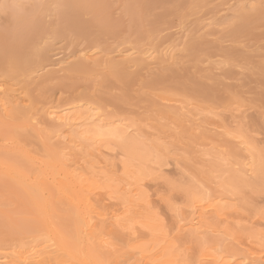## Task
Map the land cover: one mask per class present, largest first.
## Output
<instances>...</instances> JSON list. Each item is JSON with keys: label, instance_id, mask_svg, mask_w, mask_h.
Masks as SVG:
<instances>
[{"label": "rangeland", "instance_id": "rangeland-1", "mask_svg": "<svg viewBox=\"0 0 264 264\" xmlns=\"http://www.w3.org/2000/svg\"><path fill=\"white\" fill-rule=\"evenodd\" d=\"M62 1L0 0V35L9 40L22 38L33 54L26 72L8 56L5 63L11 72H0V224L28 230L35 224L45 225L47 219L46 224L51 221L54 230L67 238L75 234L70 221L76 206L57 191L46 194L50 208L42 206L41 216L42 208L38 212L35 207H23L15 202L13 187L8 186L10 192L5 188L10 176H15L13 166L27 173L47 172L52 162L49 147L59 149L58 155L64 152L62 137L52 132L46 110H65L82 102L89 103L103 122L121 120L127 137L154 144L165 161L160 166L154 159L146 164L149 171L134 161L124 173L123 163L131 159L115 139L109 140L108 148H101L106 161L99 170L90 162L84 165L82 148L65 152L72 153L66 155L67 166L78 163L87 178L96 176L97 184L90 183L106 186L95 190L98 195L94 191L97 212L112 216L131 205L127 183L136 185L132 184L134 198L142 195L140 208L129 205L131 211L126 212L135 231L130 226L126 230L113 227L110 220L99 226L109 216L99 217L98 223L95 217L105 241L111 243L107 247L104 242L105 251L98 248L99 261L144 264L164 256L165 264H197L207 253L213 258L201 263L215 264L218 256L226 258L234 251L247 259L251 252L264 255V183H252L256 185L240 188L233 195L227 191V200L232 197L226 203L231 206L222 220L214 214L204 216L207 228L212 223L206 233L217 229L214 233L195 236L183 225L192 217L186 213L191 210L186 207L185 187L203 184L212 197V183L219 184L226 177L224 171L239 161L230 150L239 151L240 141L253 145L250 150L255 157H264V0H84L85 20L93 26L83 29L68 25V16L64 17L68 9L54 4ZM154 1L162 4L157 6ZM243 15L250 17L247 31L240 27ZM18 17L23 22L14 19ZM12 22L16 23L12 26ZM141 59L143 66L134 65L133 61ZM112 63L126 66L111 68ZM3 92L12 99H6L12 101L6 106ZM111 103L120 110H113ZM16 108L22 113H16ZM64 133L70 141L71 134ZM237 134L240 141L233 139ZM83 145L87 150V143ZM28 177L24 178L30 185L33 179ZM90 238L96 247L94 237ZM2 245L0 253H10L4 248L7 244ZM241 256L235 255L236 259Z\"/></svg>", "mask_w": 264, "mask_h": 264}, {"label": "bare ground", "instance_id": "bare-ground-1", "mask_svg": "<svg viewBox=\"0 0 264 264\" xmlns=\"http://www.w3.org/2000/svg\"><path fill=\"white\" fill-rule=\"evenodd\" d=\"M84 2H85L84 0H64L62 2H54V4H59L60 7H62V8L66 7L68 9V12H69L68 14H67V12H65V14H66L65 15L63 13L64 11L62 12L65 15V16L63 15L64 17L68 16L67 17L68 25H71L75 28L77 27V28L83 29V28L93 26V25L91 26V24L89 23L88 20H85L87 18L88 13H87V9H86L87 4ZM152 4L153 3L147 4L149 6V9L152 8ZM154 4L159 5V4H162V2L159 3V2L154 1ZM67 9H65V10H67ZM60 15L62 16V14H60ZM15 16H16V14H15ZM14 19H16L19 23L23 22L22 17L21 18L18 17V19L17 18H14ZM18 22L16 24V27L19 25ZM14 23H16V22H12L11 25L13 26ZM240 23H241L240 27L242 28V31H247V29L251 23L250 17L247 15L241 16L240 17ZM22 25H24V24H21V26ZM75 28L73 30L76 31L77 29H75ZM79 31H80V29H79ZM81 33H83V32H81ZM25 45L26 44L24 43V40L20 37H18V38H15V37L12 38L11 37V39L9 40V39H6L0 35V72H2L4 74L11 72L10 68L5 63V58L7 56L13 57V60L19 66L22 64L19 69L22 71L24 70V68L26 67L25 65L26 64L28 65L30 63V61L32 60V57H33V54L27 50V46H25ZM169 55L170 54H168V55L166 54V56H168V57H169ZM171 58H173L172 55H171ZM143 62H145V61L142 59L133 61L134 65H136V66L137 65L143 66ZM62 63H64V62H62ZM119 65L124 67V68L126 66V64L123 65V63L122 64L121 63L120 64L119 63H112L111 68H118L117 66H119ZM23 72H26V71L24 70ZM121 79L124 80L125 78L121 77ZM3 93H4L3 99H5V100L1 99V101L2 100L5 101L3 103V106H6V104H8V103L9 104L12 103V101H10V102L7 101L8 99H11V98H9V96L11 97V95L6 94L5 92H3ZM111 107L115 111L120 110V108L116 104L111 103ZM95 112H96L95 109H93V107L90 106L89 103H82V102L78 103V105L72 106L68 109L66 108L65 110H58L56 108L55 109L54 108L47 109L46 115H47L48 119L51 121V123H53L52 125L50 124L52 132L54 133V135L59 136L60 139L62 137L61 143L64 146L63 147L64 149L62 148L64 150V152H63L64 154L63 153L62 154L64 156L62 154L61 155L63 157L61 155H58V151H56V150H59V149L55 150L54 147H52V148L49 147L48 152H49V154L52 155V162H51L50 166L48 165L49 167L46 166L48 168L47 170L49 171L48 172L46 170L48 173L45 172V170H43V171L39 170L36 172L35 171H33V172L28 171V173H27V171L23 172V171L17 170L16 166H13L15 168L14 169L15 176L13 174L10 176L12 179L11 178L8 179L9 177L7 178L8 182L11 180L8 183L7 187L11 186L10 187L11 189L13 187L12 190L15 194L14 195L15 202L23 205V207L24 206L28 207V208H29V206H30V208L35 207V210L38 212L40 211L39 209H41L42 206H43V208L48 209V208H50V202L48 200L49 197L47 198L46 194L51 193V192H56V191L60 195H62L63 199H65L68 203L75 205L76 206V210L74 213L75 216H74L73 220L70 221V224L74 230V232H72V233H75V234L73 236H70V237L68 236V238H67V235L63 234L62 232H60L58 230H54L55 227H53L50 224V222H51L50 220H48V221H50L49 225L46 224L47 219H44V220H46V221H44L45 223L42 222L45 225H36L35 224V226L31 227V229H28V230L23 229L20 226H17L18 227L17 228L18 230L16 229L17 231L15 230V227L10 226V224L1 223L0 224V245L3 244L2 246L4 247L7 244V247H4V248L9 250L10 253H8L7 251H6L7 253L4 252V254H3V252L0 253V254H2V255H0V264H9L10 263L9 261H12L13 264H103L101 261H99L97 259L99 256L97 251H98V248H103L105 251V247H106L105 245H107L108 241H105V240H107V238L104 239L105 238L104 237L105 235H103L104 230L102 228V232H101L99 230V226L104 227L105 226V225H103L104 222L107 220H110L108 222H109V224L111 222V226H113V227L119 226V229L123 227L124 230H126V228L128 226H130L129 229L133 228L132 230L135 231L136 227L135 228L132 227V225H134L135 223L129 225V221H131V219H128L126 217V212L129 213V210L131 211L130 208L128 209V206L130 204L128 206H126V209L122 210V213H119V214L114 213V214H112V216H110L111 215L110 213H109L110 215H107V214L105 215V213H103V212H97L96 211L97 209L94 208V205H95L94 202H97V200L94 199V196L96 197L98 195V193L95 190L97 188H100V189L103 188L104 189L106 186L104 185L105 187H103V186L102 187H96L95 185L90 183L91 181H95V182L97 181V178H95L96 176L94 175L95 177L92 176L90 178H87L86 175H88V174H85L84 173L85 171H80L81 169H78V163H77L76 167H74L75 164H73L74 168L73 167L70 168L72 165L70 167L67 166L69 163L68 162V160H69L68 156L71 155L72 153H71V151L70 152L68 151L67 153H69V154H66V155H68L66 157L65 152L68 149L69 150H72V149L77 150L79 148L78 151H81L83 149L80 152V154H82L80 159L82 161H85V160L87 161L85 163L83 162L84 165L86 163L90 162V163H92V165H96V167L98 169V166H99V168H101L100 165H102V163H105L103 161V159L105 160V158L103 156L105 153L103 154L101 148H104L105 146H109V144H110V143L108 144L109 140L115 139L118 141L120 146L117 145L118 143L116 145L119 148L122 147L126 151L125 153L129 154V155H126V154L125 155L128 157V159L130 156V159H131L130 161H127L128 163L127 162L123 163L124 164V171H123L124 173L129 168L134 166L133 165L134 161H138L137 165L140 164V167L142 169H144L145 167L148 168L146 166V164L149 165L151 162H153L154 159L156 160L154 163L159 164L160 166H162L163 164L165 165V163H164L165 161H163V159H162L163 155L161 156L160 149L157 148V146L155 147L154 144H152L153 146L149 145L148 143L146 144L144 140H143L144 142H142L141 141L142 139L141 140L139 139L140 137L138 138L139 140L135 137L133 138V136H132V138H130V136L127 137V134L125 133L126 130L121 128L122 127L121 125H123V124H120V123H122L121 120H119V121L116 120V122L114 121L112 123L111 122L106 123V122H103L102 119L100 117H98ZM16 113H22V111L20 109L16 108ZM125 128H126V126H125ZM217 130H220V129H217ZM221 131H222V129H221ZM64 132H69L71 134L68 137V139L70 138V141H67V137H66ZM124 133H125V135H124ZM236 136L238 137V134L235 135L233 137V139L237 140L238 138ZM237 141H240V140H237ZM245 141L239 142V145L241 147L239 151L234 150V149L230 150L232 155L239 158V161H236V163L234 161L233 167H235V168L231 167V169L229 168L228 171H224L226 174V177L225 178L223 177L224 179L220 180L219 184L218 183H214V184L212 183V185H214V187H212V189H211L213 192L210 191L211 193H213L212 197L209 196L210 193L207 192V188L203 184L199 185L198 183H196V184L190 183V185H193V184L194 185L190 186L188 188L185 187L186 188L185 190L187 191V196H188V203H187L186 207H188L189 211L191 210L190 212H186V213H189L188 216L192 215V217H190V218L188 217L189 218L188 221L185 218L182 219L183 221H187L185 224H183V222L182 223L180 222V223H181V225L183 224L184 227L186 226V227L190 228V231L195 232L196 233L195 236L197 235V233H200L199 235H201V233L202 234L204 233V236H205V234H207V235L210 233L212 234V232L214 233L213 230H217V229H213L212 232L210 231V233H206L209 230H211L208 228H210V224H212V223L209 222L210 224H209V227L207 228L204 225L205 224L204 219H206L205 222L208 223V221H207V218H205L204 216H206L208 214H214L215 219L217 218L219 221L224 215H226V212H224V211L231 206L230 204H228L229 205L228 206L227 203H228V200H230V198L232 197L231 196L227 200V198H226L227 194H229L230 192L232 195H233V193L236 194L235 191L240 192L241 191L240 188H244V187H248V186L250 187L251 186L250 184H252V183H256V184L261 183L260 185L252 184L253 186L254 185H256V186H262L263 185V183H264V157H262V156H256L255 157L251 153V150H250V148L251 149L253 148V145L250 143L245 144ZM85 142L87 143V150H84L83 143H85ZM226 145L228 146L229 144H226ZM90 148L93 149V150L91 149L92 152H90L91 151ZM105 148H108V147H105ZM164 150H166V149H164ZM82 152H84V153H82ZM59 156H61V157H59ZM60 158L66 161L64 163L70 169L65 167L64 163L61 162ZM66 159H68V160H66ZM93 167H95V166H93ZM140 167H137V169ZM49 169H51V170H49ZM97 169H95V170H97ZM142 169H139V170L142 171ZM148 169H146V170H148ZM144 170L142 173L145 174L146 171L144 172ZM11 171H12V169H11ZM141 171H140V173H141ZM28 174H30L31 176L29 175V177L30 178L32 177V179H33V182H31L30 185H28L29 182L25 180L28 177ZM92 174H94V173L92 172ZM223 176H225V175H223ZM24 177H26V178H24ZM100 177L103 178V176H100ZM30 178H29V180H30ZM112 179L113 178H110V180H112ZM12 180H14L16 183L14 184V182H12ZM17 180L19 181V183L17 182ZM24 180H25V182H24ZM212 181H214V180H212ZM221 181H223V182H221ZM26 182H28V184ZM214 182H216V181H214ZM17 183L19 185H16ZM22 184H23V186H22ZM95 184H97V182ZM132 184L131 183L126 184V187H127V185L129 187L126 190L127 191L126 194L129 195V197L131 198V199L129 198L131 200V202H130V200L127 202L132 203V201H133V203L131 205H133V204L134 205L133 206L130 205L129 207L140 208L141 201L139 202V198L142 195L140 196V194H138L139 198H134L135 197V195H133V193H134L133 188L134 187L132 188ZM210 184L211 183H209V185ZM133 185L136 186L135 183ZM185 185H187V184H185ZM137 186H138V184H137ZM141 186L139 185L140 188H141ZM179 186H180V184H179ZM2 187H5V185ZM9 187L5 188V189H7L6 191H8V189H9V192H10ZM107 187H108V185H107ZM180 188H181V186H180ZM135 189H137V188H135ZM2 190H3V188H2ZM180 190L183 191L184 189H180ZM94 191L97 193V195H95ZM137 191H138V189H137ZM227 191L229 193H227ZM207 193H209V194L207 195ZM226 200H227V203H226ZM206 201H208V203H205ZM124 205H123V207H124ZM39 206H41V207L39 208ZM36 207H38V209H36ZM45 209H43V211H41V213H40L41 216L44 214L42 212H44ZM125 210H128V211H125ZM96 212L98 214H94ZM40 214H39V216H40ZM45 215H46V213H45ZM123 215H125V218H123ZM103 216L104 217L109 216V218L107 217L106 219H103L102 222L100 223L101 225L99 224V226H97L98 225L97 223L100 222V221H98L99 217H103ZM95 217H98V218L96 219ZM95 219L97 220L96 221L97 225L95 224V221H94ZM36 220H38V218ZM41 221H43L42 218H41ZM147 222L148 221L146 220V223ZM213 224H214V222H213ZM206 225H208V224H206ZM215 225H212V226L214 227ZM179 226H180V224H179ZM216 227H217V225H216ZM180 228H182V226ZM2 229L5 231H3ZM104 229H106V228H104ZM10 230H12V231H10ZM185 231L183 230V232H185ZM129 232H130V230H129ZM226 232H228V230H226ZM181 233H182V231H181ZM233 233H231V234H233ZM131 234H134V232ZM199 235H197V236H199ZM90 237H94L95 241L93 242V244H96L97 248L92 245V242L91 243L89 242V240L91 239ZM96 241H97V243H96ZM104 242L106 243L105 245H104ZM109 244L111 245V243H109ZM220 246H221V244H220ZM107 247H109V246L107 245ZM107 247H106V250H107ZM218 247H219V245H218ZM0 248H1V246H0ZM109 249L110 248H108V250ZM249 252H248V254H249ZM257 253L251 252L249 255L250 258L248 257V259H249L248 260L246 257H242L239 253H238V255L241 256L240 259H239V257H238V259H236L235 255L238 256L236 254V252L235 251L230 252V255L223 256L226 258H222L221 256H218L216 259L217 261H215L216 262L215 264H252L254 262V260H253L254 258L257 259L255 261V262H257V264H264V255L262 253H260V254H257ZM206 254L205 253H204V255L202 254L200 262L199 263L196 262V263L197 264H203V263H201L203 260H206V258L209 259L210 257H207V255H209V254H207V255ZM163 257L160 258L159 261L154 260V261H151L149 263L145 262L144 264H165V260H163ZM212 258H213V256H212ZM212 258H210V259H212ZM215 258L216 257L214 256L213 263H214ZM218 258H219V260H218ZM145 260H146V258H145ZM151 260H152V258H151ZM198 260H199V258H198ZM208 264H210V262Z\"/></svg>", "mask_w": 264, "mask_h": 264}]
</instances>
